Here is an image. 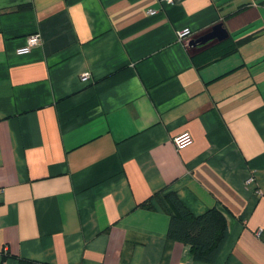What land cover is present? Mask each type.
I'll list each match as a JSON object with an SVG mask.
<instances>
[{
	"label": "crops",
	"instance_id": "obj_1",
	"mask_svg": "<svg viewBox=\"0 0 264 264\" xmlns=\"http://www.w3.org/2000/svg\"><path fill=\"white\" fill-rule=\"evenodd\" d=\"M217 22L254 36L191 44ZM167 191L225 215L216 263L139 205ZM19 258L264 264V0H0V264Z\"/></svg>",
	"mask_w": 264,
	"mask_h": 264
},
{
	"label": "trees",
	"instance_id": "obj_2",
	"mask_svg": "<svg viewBox=\"0 0 264 264\" xmlns=\"http://www.w3.org/2000/svg\"><path fill=\"white\" fill-rule=\"evenodd\" d=\"M254 33L233 39L231 36L219 42L221 45L215 57L230 54L240 45L251 39ZM152 197L161 199L170 211L167 237L188 246L194 260L205 263H216L218 256L228 238V222L225 215L217 207H212L200 214H193L173 191L153 194L140 206L151 209ZM20 264H48L32 259L19 258Z\"/></svg>",
	"mask_w": 264,
	"mask_h": 264
},
{
	"label": "built area",
	"instance_id": "obj_3",
	"mask_svg": "<svg viewBox=\"0 0 264 264\" xmlns=\"http://www.w3.org/2000/svg\"><path fill=\"white\" fill-rule=\"evenodd\" d=\"M162 1L166 2V3L173 2V0H162ZM149 12H154V11L150 9ZM190 33H191V30L187 27L182 28V29L177 31V35H178L179 39H181V40H184ZM40 43H41L40 35L37 33L31 34L29 37H27L25 45L17 48V52L20 54L28 53L31 51V49L34 46L39 45ZM87 78H88L87 73L82 75L83 80H85ZM191 140H192L191 135L189 134V132H186V131L175 136L173 139L176 147H183V146L187 145L189 142H191ZM251 181H253L252 177H250L247 180V183L251 182Z\"/></svg>",
	"mask_w": 264,
	"mask_h": 264
},
{
	"label": "water",
	"instance_id": "obj_4",
	"mask_svg": "<svg viewBox=\"0 0 264 264\" xmlns=\"http://www.w3.org/2000/svg\"><path fill=\"white\" fill-rule=\"evenodd\" d=\"M228 37V32L227 30L223 27L221 22L215 23L211 28L202 34H200L198 37L193 39L191 41V44H196V43H206L209 40L212 39H217V40H223Z\"/></svg>",
	"mask_w": 264,
	"mask_h": 264
}]
</instances>
